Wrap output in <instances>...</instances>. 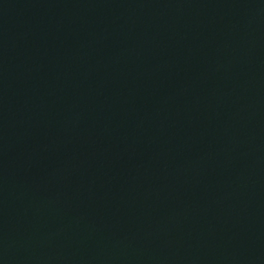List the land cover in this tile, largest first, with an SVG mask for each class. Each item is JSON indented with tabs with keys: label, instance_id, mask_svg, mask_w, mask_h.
I'll return each mask as SVG.
<instances>
[{
	"label": "water",
	"instance_id": "obj_1",
	"mask_svg": "<svg viewBox=\"0 0 264 264\" xmlns=\"http://www.w3.org/2000/svg\"><path fill=\"white\" fill-rule=\"evenodd\" d=\"M0 264H264V0H0Z\"/></svg>",
	"mask_w": 264,
	"mask_h": 264
}]
</instances>
